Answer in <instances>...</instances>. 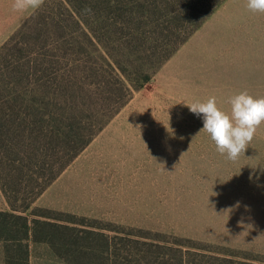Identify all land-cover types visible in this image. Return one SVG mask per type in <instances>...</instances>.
<instances>
[{"label":"rangeland","instance_id":"obj_1","mask_svg":"<svg viewBox=\"0 0 264 264\" xmlns=\"http://www.w3.org/2000/svg\"><path fill=\"white\" fill-rule=\"evenodd\" d=\"M14 2L0 0V46L36 10ZM241 91L264 97V13L223 0L26 214L44 208L116 242L264 264V124L232 161L186 106L215 96L229 111ZM0 209H10L1 186ZM29 264L68 263L31 238Z\"/></svg>","mask_w":264,"mask_h":264},{"label":"trees","instance_id":"obj_2","mask_svg":"<svg viewBox=\"0 0 264 264\" xmlns=\"http://www.w3.org/2000/svg\"><path fill=\"white\" fill-rule=\"evenodd\" d=\"M221 1L46 0L0 46L4 264H29L31 238L68 264H254L26 214Z\"/></svg>","mask_w":264,"mask_h":264},{"label":"clouds","instance_id":"obj_3","mask_svg":"<svg viewBox=\"0 0 264 264\" xmlns=\"http://www.w3.org/2000/svg\"><path fill=\"white\" fill-rule=\"evenodd\" d=\"M43 0H15L16 11L37 9ZM252 13H264V0H247ZM229 111L221 110L215 96L206 102L195 101L186 106L189 111L203 120L201 131L214 142L216 151L228 160L235 161L245 154L254 139L257 129L264 124V97L256 98L241 91L228 100Z\"/></svg>","mask_w":264,"mask_h":264}]
</instances>
